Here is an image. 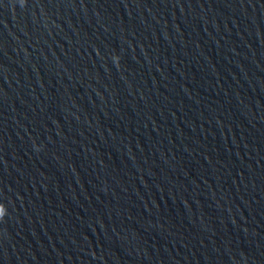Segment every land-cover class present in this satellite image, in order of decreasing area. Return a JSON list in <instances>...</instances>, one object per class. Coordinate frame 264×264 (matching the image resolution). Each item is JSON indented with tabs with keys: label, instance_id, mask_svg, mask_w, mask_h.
<instances>
[{
	"label": "water",
	"instance_id": "obj_1",
	"mask_svg": "<svg viewBox=\"0 0 264 264\" xmlns=\"http://www.w3.org/2000/svg\"><path fill=\"white\" fill-rule=\"evenodd\" d=\"M0 264H264V0H0Z\"/></svg>",
	"mask_w": 264,
	"mask_h": 264
}]
</instances>
